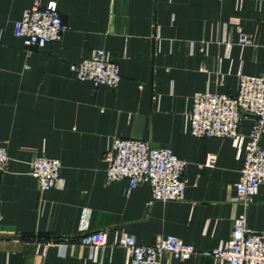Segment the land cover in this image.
Masks as SVG:
<instances>
[{
    "label": "crops",
    "instance_id": "1",
    "mask_svg": "<svg viewBox=\"0 0 264 264\" xmlns=\"http://www.w3.org/2000/svg\"><path fill=\"white\" fill-rule=\"evenodd\" d=\"M51 2L67 30L26 47L16 23ZM97 49L120 66L118 88L72 72ZM263 74L264 0H0V146L10 159L0 175V264H130L121 247L81 243L100 230L141 245L173 236L201 253L161 264H220L204 253L230 239L237 217L264 232V188L249 205L236 202L243 159L233 140L193 136L188 115L197 93L236 96L240 76ZM243 115L247 135L253 116ZM113 137L187 161L185 199L152 203L147 183L107 185ZM43 156L61 164V183L48 191L31 175Z\"/></svg>",
    "mask_w": 264,
    "mask_h": 264
},
{
    "label": "built area",
    "instance_id": "2",
    "mask_svg": "<svg viewBox=\"0 0 264 264\" xmlns=\"http://www.w3.org/2000/svg\"><path fill=\"white\" fill-rule=\"evenodd\" d=\"M66 30L55 2L45 7L36 3L16 23L15 34L24 40L26 47L42 48L58 41ZM240 42L248 45L251 40L243 36ZM71 70L78 80L96 86L116 89L122 81L120 66L103 49L93 50L89 56L72 64ZM244 113L253 116L247 135L240 129ZM188 120L195 137L233 140L243 159L234 200L243 205L252 203L258 191L264 188V148L260 145L264 135V74L240 76L236 96L209 91L197 93ZM9 160L7 149L0 146V175L7 170ZM105 160L107 185L128 181L130 188L135 189L140 183H147L151 187L152 203L183 201L186 197L188 162L178 158L170 148H153L147 141L113 137ZM213 161L210 159L209 164ZM31 175L39 181L42 191H48L61 183V164L55 159L38 157L32 163ZM81 243L95 249L108 245L121 247L130 264H161L166 255L190 260L201 254L193 245L173 236L160 238L153 245H141L125 232L110 240L108 231L100 230L84 233ZM204 254L220 264H264V232L249 229L247 217L242 214L233 222L230 239Z\"/></svg>",
    "mask_w": 264,
    "mask_h": 264
}]
</instances>
